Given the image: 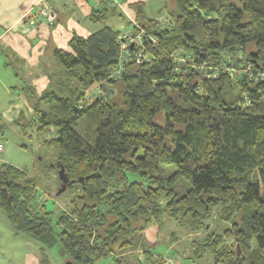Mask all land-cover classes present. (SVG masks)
<instances>
[{"label": "trees", "instance_id": "obj_1", "mask_svg": "<svg viewBox=\"0 0 264 264\" xmlns=\"http://www.w3.org/2000/svg\"><path fill=\"white\" fill-rule=\"evenodd\" d=\"M147 1L98 0L87 19L99 27L51 49L45 88H19L32 113L13 123L52 132L40 142L76 191L69 207L53 220L35 179L2 163L0 209L44 264L56 243L65 264L148 253L143 231L165 218L202 232L194 258L264 264V0H164L163 20ZM119 3L127 34L107 23ZM101 82L114 92H91Z\"/></svg>", "mask_w": 264, "mask_h": 264}, {"label": "rangeland", "instance_id": "obj_2", "mask_svg": "<svg viewBox=\"0 0 264 264\" xmlns=\"http://www.w3.org/2000/svg\"><path fill=\"white\" fill-rule=\"evenodd\" d=\"M163 4L164 0H148L145 6L146 14L163 20L166 16ZM107 23L121 32L132 29V24L119 16L110 17ZM91 92L97 93L96 86L91 88ZM1 121L5 125L0 133L2 146L0 166L2 163L11 164L25 170L34 178L37 183L38 201L44 204L45 210L50 211L52 219L55 220L60 211L69 207V200L76 191L74 188L67 191L60 190L58 170L53 166L52 151H48L40 142L43 138L51 136L52 132L36 133L34 129H27L23 133L13 121H3V119ZM215 216L216 214L212 216L213 220H209L210 225L221 223L216 221ZM165 220L160 230L157 231L155 226L154 239H149L143 231L144 241L140 239V243L144 242V250L148 253L144 254L136 244L132 250L120 254L121 256L118 254L107 256L99 259L95 264H157L155 262L157 257L166 260L164 264H222L215 262L210 252L204 253L202 257L191 256L188 242L192 238L200 237L202 232L194 234L173 220L167 218ZM225 226L222 225L221 230ZM31 253L37 254L40 264H44L41 245L25 233L15 230L0 209V264H20L24 260V255ZM44 253L48 264H65L67 259V255L61 251L58 243Z\"/></svg>", "mask_w": 264, "mask_h": 264}, {"label": "crops", "instance_id": "obj_3", "mask_svg": "<svg viewBox=\"0 0 264 264\" xmlns=\"http://www.w3.org/2000/svg\"><path fill=\"white\" fill-rule=\"evenodd\" d=\"M43 1L54 19L48 24L37 16L32 26L26 13H34L35 0H0V133L5 125L1 119L14 121L20 114L32 113L31 105L19 88L24 84L32 85L37 93L45 88L48 82L45 69L54 63L51 49H67L73 33L87 36L99 27L87 19L91 5L98 0ZM117 6L125 20L134 22L132 12L123 3ZM126 32L130 30L122 33ZM150 227L144 234L154 239L156 227ZM24 256L20 264H40L37 254Z\"/></svg>", "mask_w": 264, "mask_h": 264}, {"label": "built area", "instance_id": "obj_4", "mask_svg": "<svg viewBox=\"0 0 264 264\" xmlns=\"http://www.w3.org/2000/svg\"><path fill=\"white\" fill-rule=\"evenodd\" d=\"M35 11L34 13H26V17L30 25L35 26V21L37 20V16H41L44 18L45 22L51 24L54 17L50 8L44 3L43 0H35L34 3ZM119 70H116V74H118ZM2 150V146L0 144V151Z\"/></svg>", "mask_w": 264, "mask_h": 264}, {"label": "water", "instance_id": "obj_5", "mask_svg": "<svg viewBox=\"0 0 264 264\" xmlns=\"http://www.w3.org/2000/svg\"><path fill=\"white\" fill-rule=\"evenodd\" d=\"M98 88H99L97 91L98 96L108 95V94H111L114 92L113 89L108 87L105 82L99 83ZM58 178H59V182H60L59 188L61 191H63L65 189V186H66L65 183H67V184H69V183L67 182L68 177L66 176V174H64L62 167L58 170ZM236 250H237V254H239L240 248H239L238 243H236Z\"/></svg>", "mask_w": 264, "mask_h": 264}]
</instances>
